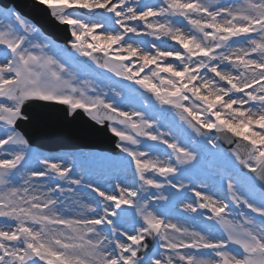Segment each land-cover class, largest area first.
Masks as SVG:
<instances>
[{
  "label": "snow or ice",
  "instance_id": "6c2138e0",
  "mask_svg": "<svg viewBox=\"0 0 264 264\" xmlns=\"http://www.w3.org/2000/svg\"><path fill=\"white\" fill-rule=\"evenodd\" d=\"M37 2L63 48L0 5V264H264V0ZM39 102L110 132L130 181L34 152Z\"/></svg>",
  "mask_w": 264,
  "mask_h": 264
},
{
  "label": "rangeland",
  "instance_id": "374dc122",
  "mask_svg": "<svg viewBox=\"0 0 264 264\" xmlns=\"http://www.w3.org/2000/svg\"><path fill=\"white\" fill-rule=\"evenodd\" d=\"M145 2L153 3L155 0H145ZM31 23V22H30ZM40 38L41 40H51L54 44H56L59 48H63L62 46L58 45L56 42H54L52 39L47 38L43 35V33L40 31ZM102 159H106L108 162H104L105 165L111 164V162H115L116 160L113 159V156L108 153L101 154ZM219 157L215 156L212 152H205V154L201 157L200 164L196 170L197 176H194V179H200L202 177L207 178L209 175H211L213 178H216V173L222 170L223 161L220 160V164H212L213 159H217ZM110 168H104L106 171L108 170L110 173L109 178H105L106 174L101 173L100 179H97L98 185L101 186H108L109 184L113 185L114 183L118 182L116 181L117 178L120 180H129L131 178L130 171L129 173L124 169H118L115 167V164L112 166L109 165ZM240 172V171H238ZM241 173V172H240ZM242 174V173H241ZM87 194V190H85V193Z\"/></svg>",
  "mask_w": 264,
  "mask_h": 264
}]
</instances>
